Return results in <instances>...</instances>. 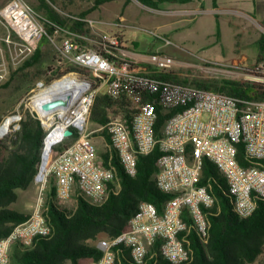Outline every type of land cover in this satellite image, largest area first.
I'll return each mask as SVG.
<instances>
[{
	"label": "built area",
	"instance_id": "obj_1",
	"mask_svg": "<svg viewBox=\"0 0 264 264\" xmlns=\"http://www.w3.org/2000/svg\"><path fill=\"white\" fill-rule=\"evenodd\" d=\"M11 5L16 6L13 12L9 10ZM0 24L8 30L5 43L15 44L13 33L18 39L17 55L25 60L46 35L43 24L20 0H12L0 10ZM90 27L93 28L91 23ZM64 33L66 36L59 44L58 31L48 37L56 47L58 64L89 72H68L54 80L76 76L83 84L65 124L54 115L51 127L46 128L38 113L27 106L45 131L43 144L53 130L61 128V134L43 171L42 148L34 178L40 189L38 203L27 221L16 225L0 240V264L10 263L14 245L28 248L36 237L49 235L50 229L40 210L44 202L42 194L50 179L59 204L82 197L89 204L100 206L111 193L118 192L114 168L106 166L99 157L92 139L95 134H107L109 146L131 177L136 174L137 158L150 155L159 147L162 155L157 161L155 182L162 193L172 197L161 212L150 203H140L118 236L97 242L101 258L86 264H116L124 249L129 250L133 264H147L158 255L170 264L188 262L192 255L188 235L193 231L201 242L207 243L209 212L216 202L212 183L203 175L204 161L213 164L224 177L233 212L240 218L253 214L257 203L264 200V99L233 97L157 78L158 73L169 74L177 62L159 53L150 55L146 62L132 60L117 34L99 33L92 40L77 33ZM78 40L86 41L87 45ZM242 70L246 76L260 74L256 81L264 83V60L253 71ZM5 79V72L0 70V85ZM54 81L47 85L39 83L35 91ZM99 95L110 98L113 105L107 109V122L90 130L91 108ZM156 106L169 114L173 112L159 136L155 132ZM122 108L128 110L129 118ZM21 117L11 123L13 130H18ZM66 130L72 134L65 136ZM11 131L8 128L0 137ZM57 147L61 149L54 151ZM239 148H242L240 158Z\"/></svg>",
	"mask_w": 264,
	"mask_h": 264
},
{
	"label": "trees",
	"instance_id": "obj_2",
	"mask_svg": "<svg viewBox=\"0 0 264 264\" xmlns=\"http://www.w3.org/2000/svg\"><path fill=\"white\" fill-rule=\"evenodd\" d=\"M114 1H123L126 5L130 0H93L90 10L82 12L77 17H66L58 13L54 6L55 0H36V10L41 14L46 35L42 41L53 36L55 31L60 33L58 43L66 36L64 31L89 37L91 30L86 20L87 14L100 5ZM141 5L154 10L164 3L188 4L194 0H136ZM201 1V0H197ZM218 0H211L213 9H218ZM217 33H219L218 21ZM41 41V42H42ZM87 45L84 40H78ZM40 42V43H41ZM40 43L34 53L21 65L19 71L33 67L39 63L42 51ZM258 47V63L264 60V34L256 41ZM54 54L51 63L43 71L45 80L49 83L68 72L81 71L76 66L58 64ZM157 78L172 80L181 84H190L209 91L223 93L233 97L252 100L264 99V83L246 80H212L208 82L187 81L179 79L174 73H158ZM47 83V84H48ZM113 101L105 95L96 97L91 108L90 119L95 125H104L108 118L107 109ZM129 118L128 110L122 108ZM158 115L155 125L157 136L166 119L173 113H167L156 106ZM18 130H13L0 137V240L7 237L13 228L30 218L29 213L19 212L12 208L17 202V190H26L34 182L38 172L43 148L45 131L40 121L25 111L18 122ZM106 143L104 153L100 154L106 166L114 168L117 193H111L100 206L89 204L82 197L77 198L76 208L72 211L57 204L55 187L50 188L45 201L43 218L50 229L47 236L36 237L33 244L24 248L21 244L13 246L9 264H82L81 261H97L102 253L90 242L98 241L101 237L113 238L118 236L127 226L128 221L137 212L142 202L150 203L158 212L172 196L162 193L156 185L155 174L157 161L162 155L159 147L147 156L137 158L136 174L129 176L119 158L109 146V138L103 133ZM69 144L66 143V145ZM57 147L54 151H59ZM242 148H239V158ZM246 165V164H243ZM203 175L212 183V193L216 202L209 212L210 230L207 243L201 242L195 232L188 235L191 259L183 264H253L264 252V200L257 203L256 210L248 218L238 217L232 209L227 184L224 177L213 164L204 161ZM189 222V220L187 219ZM156 259V260H155ZM147 264H170L158 255ZM116 264H133L129 250L124 249Z\"/></svg>",
	"mask_w": 264,
	"mask_h": 264
},
{
	"label": "rangeland",
	"instance_id": "obj_3",
	"mask_svg": "<svg viewBox=\"0 0 264 264\" xmlns=\"http://www.w3.org/2000/svg\"><path fill=\"white\" fill-rule=\"evenodd\" d=\"M11 1L0 0V10ZM20 1L41 22V14L36 10V0ZM55 1L56 11L66 17H77L93 6V0ZM230 1L234 3L219 0L218 12L210 11V1L204 3L202 12H198L196 6L189 3L185 6L164 3L159 10L149 9L136 0H130L127 5L123 1L105 3L86 16L89 28L90 23L93 27L89 38L95 40L99 33L117 34L134 54L142 57H148L152 53L169 56L177 62L171 72L179 79L190 82L259 80L260 74L246 76L242 69L253 71L259 62L256 41L264 34V0ZM7 31L0 24V70L6 74L5 81L0 85V126L7 117L23 116L25 111H31L27 108L31 107L29 98L37 92L35 90L39 83L47 85L43 71L57 53L56 47L45 39L40 43L42 56L39 63L19 71L27 59L17 55L18 39L13 33L11 37L15 44L8 46L5 43ZM95 127L90 119V130ZM92 139L98 155L104 153L106 143L103 136L95 134ZM52 186L54 183L50 179L42 194V216ZM17 194L18 200L12 208L32 215L40 196L38 185L33 182L28 189L17 190ZM57 204L72 211L76 208L77 201L72 197L66 203ZM101 239L105 237L99 240ZM98 241L90 242V245L96 246ZM87 262L81 261L82 264ZM253 264H264V252Z\"/></svg>",
	"mask_w": 264,
	"mask_h": 264
},
{
	"label": "bare ground",
	"instance_id": "obj_4",
	"mask_svg": "<svg viewBox=\"0 0 264 264\" xmlns=\"http://www.w3.org/2000/svg\"><path fill=\"white\" fill-rule=\"evenodd\" d=\"M15 8V5H11L9 10H12L11 12H13ZM83 89V84L77 79L76 76H68L66 78L60 79L59 81H54L49 86L41 87L39 90H37V92H35V94H33L30 99V105L31 108L38 113V116L41 118L46 128L51 127V120L53 119L54 115H57L58 118L65 124L68 119L66 115L68 114L72 105L78 99L79 95L82 93ZM57 98L65 99L66 105L63 107H58L49 113L43 112L41 110V105L44 102ZM16 119L17 116L7 117L0 126V134L5 133L11 123ZM60 134L61 128L55 129L45 139L43 144V162L41 165V171L45 169L51 148L53 144L59 139Z\"/></svg>",
	"mask_w": 264,
	"mask_h": 264
},
{
	"label": "crops",
	"instance_id": "obj_5",
	"mask_svg": "<svg viewBox=\"0 0 264 264\" xmlns=\"http://www.w3.org/2000/svg\"><path fill=\"white\" fill-rule=\"evenodd\" d=\"M206 1H210V3L208 4V6L211 8L210 9V11L212 12V11H214V12H218V11H220V8H219V0L217 1V3H218V9H212L213 7H212V2H211V0H201V1H197V0H194V1H192L191 3H189V4H194L196 7V9H197V11L198 12H202L203 11V6H204V3L206 2ZM237 1H239V0H236L235 1V3L237 2ZM229 2L232 4V3H234V1H230L229 0ZM175 4V3H174ZM178 5H180V4H178ZM185 5H188V4H183V6H185ZM5 35H6V32H5ZM128 50V57L130 58V59H132V60H135V61H138V62H146L147 60H148V58H149V56L148 57H142V56H139V55H137V54H134L133 52H131L130 50H129V48H127ZM152 54H155V53H152ZM151 54V55H152Z\"/></svg>",
	"mask_w": 264,
	"mask_h": 264
},
{
	"label": "water",
	"instance_id": "obj_6",
	"mask_svg": "<svg viewBox=\"0 0 264 264\" xmlns=\"http://www.w3.org/2000/svg\"><path fill=\"white\" fill-rule=\"evenodd\" d=\"M65 105H66L65 99L57 98V99H53V100H49V101L44 102L41 105V110L43 112L49 113V112L55 110L56 108L63 107ZM71 134H72L71 130H66L64 133L65 136H70Z\"/></svg>",
	"mask_w": 264,
	"mask_h": 264
}]
</instances>
